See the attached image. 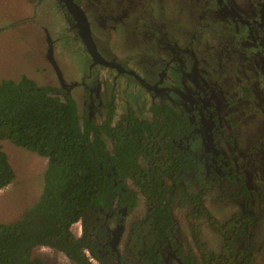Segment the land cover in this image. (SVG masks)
<instances>
[{
    "label": "rangeland",
    "instance_id": "1",
    "mask_svg": "<svg viewBox=\"0 0 264 264\" xmlns=\"http://www.w3.org/2000/svg\"><path fill=\"white\" fill-rule=\"evenodd\" d=\"M78 1L100 54L134 72L143 83L94 62L57 0H0V80L26 76L56 89L61 98L69 92L79 113L89 112L96 123L104 116L100 106L111 98L115 120L129 109L139 118L152 119L154 104L171 105L189 116L195 128L182 147L192 153L195 167L184 172L174 189L163 180L168 196L173 194L169 205L180 246L198 253L194 234L209 251L219 252L223 246L222 236L206 218L195 219L189 213L185 193L204 190L205 207L219 222L233 213L256 216L252 264H264V204L252 196L247 208V200L236 188L230 189L228 176L239 173L254 194L264 189V113L253 108L260 104V94L253 92L249 103H238V75L247 63L238 45L243 51L249 48L239 35L252 26L240 27L235 20L251 14L256 0ZM201 102H206L202 111ZM0 150L14 172L12 181L0 188V223L8 224L17 222L38 199L47 159L8 140H0ZM145 211L138 194L135 208L124 216L116 234L121 246L129 224ZM80 225H72L76 237ZM31 254L46 264H73L45 245L32 248ZM84 254L89 264H100L88 250ZM169 264L179 263L172 259Z\"/></svg>",
    "mask_w": 264,
    "mask_h": 264
},
{
    "label": "trees",
    "instance_id": "2",
    "mask_svg": "<svg viewBox=\"0 0 264 264\" xmlns=\"http://www.w3.org/2000/svg\"><path fill=\"white\" fill-rule=\"evenodd\" d=\"M150 108L152 119L139 118L129 109L115 120L111 98L103 120L96 123L88 112L79 113L73 98H61L56 89L26 76L0 80V140L47 159L36 202L17 222L0 223V264H46L31 254L41 245L62 252L73 264H89L85 248L108 262L118 249L109 243V223L130 213L138 194L146 201V211L130 223L126 247L140 264H165V252L180 264H252L256 217L234 213L219 222L197 191L185 193L190 215L206 218L222 236L223 246L219 252L209 251L194 234L198 253L181 248L169 206L173 194L168 196L163 180L174 189L182 173L191 169L192 155L181 143L194 124L171 105ZM13 177L8 156L0 150V188ZM240 192L248 195L245 186ZM259 198L264 203V191ZM77 222L78 237L72 233Z\"/></svg>",
    "mask_w": 264,
    "mask_h": 264
},
{
    "label": "flooded vegetation",
    "instance_id": "3",
    "mask_svg": "<svg viewBox=\"0 0 264 264\" xmlns=\"http://www.w3.org/2000/svg\"><path fill=\"white\" fill-rule=\"evenodd\" d=\"M73 1L81 8L82 12L86 16L84 10L80 6L79 1L78 0H73ZM57 2L60 3L61 8L65 11L66 15L69 17L71 22L74 24V26H75V28L77 30V35L80 38V36L78 34V28L76 27V24H75V21H74L72 15L68 12V10L66 9V7H65L63 2H61L60 0H57ZM255 6H256V8L254 9V11L251 12V14H248L246 16H239L238 15V19L235 20V22H238V24H241L240 27H243V25L247 26V27L248 26H252V30H249L247 33L243 32L242 34L239 35V37H240L239 40L241 41V44H246L249 48L247 49V51H243L241 49V47L238 45V54H241L243 56V58L247 61L246 65H245V70L243 72H239L240 75H238V84H239V92H238V98L239 99H238V103L239 102L242 103L243 101H247L249 103L252 99H254V93L253 92L258 91V93L260 94L259 97L261 99V102H260L259 105L253 106V108L256 111L258 109V110H260L261 112L264 113V0H256ZM219 10L222 11V10H225V8L222 7V6H219ZM86 19H87V16H86ZM87 21H88V19H87ZM88 24H89V22H88ZM80 40H81V38H80ZM93 41H94V39H93ZM81 43H82V41H81ZM243 53L248 54L249 56L246 57L245 55H243ZM137 80L143 83V80L141 78L137 79ZM66 86H64L65 89L69 88V86L67 88H66ZM96 92H97V90H96ZM89 93H88V96H89V99L91 100V95H89ZM197 93L198 92H196L195 94H197ZM68 95H69V92H68ZM97 95L99 96V93ZM213 97L215 99L214 95H213ZM194 99H195L194 97L193 98L190 97L189 101H192V103L197 104V101H195ZM205 103L206 102H201V104H200L201 105V107H200L201 111L204 109ZM105 104H106V101H103L102 105L100 106V109H102L103 113L105 112ZM99 105H100V103H99ZM150 110H151V108H150ZM93 111H95V109ZM88 114H89V112H88ZM151 114H152V112H151ZM181 116L182 117H187L191 121L189 116H187V115H181ZM194 128H195V125H194ZM189 134L187 136H189ZM181 145H182V143H181ZM184 149L187 150L192 155V153L188 149H186V148H184ZM194 167H195V161H194V157L192 155V167L187 172L192 171L194 169ZM228 171H230V170H228ZM184 172H186V171H184ZM184 172L182 173V178H183ZM208 172H212V171H210V169H208ZM228 176H229V179H230V183L232 184L230 189L236 188V190H237L236 194L238 196H243L247 200V208H249L248 199H251L252 196H255L254 198H256V197L259 198V194L264 191V189H263L262 191H259V192L255 193V194L252 193V191L247 187L244 179L240 176L239 173H238V177H236L237 174L233 173L231 171L230 173H228ZM242 186H245V188L248 190V195L247 196L243 195V193L240 192ZM218 189H219V191H221L220 188H218ZM203 191L204 190L197 191V192H201L202 196H203L204 195ZM172 193H173V191H172ZM187 193H189V192H187ZM227 194H228V192H227ZM219 196H221V194H219ZM145 203H146V201H145ZM170 209H171V207H170ZM171 212H172V210H171ZM246 212H248V211H246ZM189 213H190V211H189ZM243 213H245V212H243ZM123 219H124V217L121 218V219H112L110 221L111 224L109 223V228L107 229L109 231V235H108L109 243L114 242L115 244H117L119 246V248L117 250H115V254L114 255L107 257L106 261H108V262H104L106 264H127V263H129V264H135V263L140 264V262L138 260L133 258V256L130 254V252L128 251V249L126 247V240H127L128 230L126 231V235H125V238L123 240L124 244L122 246L120 245L121 238H118L119 235H116L118 233L120 225L123 222ZM113 222H114L115 225H113ZM174 222H175V220H174ZM113 226H115V227H113ZM175 229H176V226H175ZM175 234H176V238H177V240L179 242L176 230H175ZM80 235H81V225H80V229H79V236ZM92 235L95 237V234H92ZM48 247H50V246H48ZM85 249L88 250L89 255L91 257H93L96 260H98L96 257L92 256L90 249H88V248H85ZM85 249L82 250L83 253H84ZM101 253H102L103 257L107 255L106 251H104V252L101 251ZM84 256L86 258L85 254H84ZM172 259L173 260H177L172 254H170L168 252H165V254H164L165 264H169L170 260H172ZM99 262H100V264H104V263H102V261H99ZM133 262H135V263H133Z\"/></svg>",
    "mask_w": 264,
    "mask_h": 264
},
{
    "label": "water",
    "instance_id": "4",
    "mask_svg": "<svg viewBox=\"0 0 264 264\" xmlns=\"http://www.w3.org/2000/svg\"><path fill=\"white\" fill-rule=\"evenodd\" d=\"M60 1L64 3L66 9L72 15L76 27L78 28V34L81 38L83 46L87 51V53L93 58V60L96 63L114 68L119 72H124L136 79H140V77H138V75H136L134 72L122 67L120 64L114 61L105 59L100 54L93 41L88 21L86 19V16L82 12L81 8L73 0H60Z\"/></svg>",
    "mask_w": 264,
    "mask_h": 264
}]
</instances>
